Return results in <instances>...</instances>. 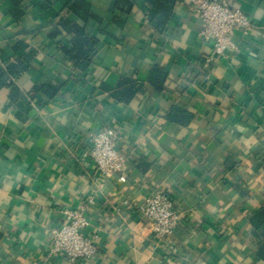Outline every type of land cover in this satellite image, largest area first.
Wrapping results in <instances>:
<instances>
[{"label": "crops", "instance_id": "0c3cea01", "mask_svg": "<svg viewBox=\"0 0 264 264\" xmlns=\"http://www.w3.org/2000/svg\"><path fill=\"white\" fill-rule=\"evenodd\" d=\"M87 1L101 22L67 13L69 0H0V65L23 41L34 55L16 85L57 87L29 97L21 115L10 88L0 89V264H264L250 222L264 205V0H230L253 27L246 39L232 36L238 51L228 57L213 54L187 0L161 31L143 12L146 0H134L126 17L110 11L112 0ZM65 17L98 38L86 71L63 51L72 47L59 26ZM154 65L169 73L165 92L148 82ZM124 77L145 88L128 104L104 88ZM173 104L193 113L188 124L165 117ZM104 128L127 159L110 178L83 156ZM153 192L167 193L181 213L163 240L142 211ZM84 204L98 251L71 263L50 252V231L64 207Z\"/></svg>", "mask_w": 264, "mask_h": 264}, {"label": "built area", "instance_id": "2783aa9c", "mask_svg": "<svg viewBox=\"0 0 264 264\" xmlns=\"http://www.w3.org/2000/svg\"><path fill=\"white\" fill-rule=\"evenodd\" d=\"M191 9L202 21L201 36L212 43L213 54L228 57L229 52L238 51L232 36L239 33L243 39L249 37L253 21L241 8L231 4L230 0H187ZM210 59H206L208 63ZM90 147L83 156L90 157L105 178H110L122 171L126 157L117 144V134L110 128H104L89 136ZM125 181V176L119 177ZM91 201V200H90ZM144 216L151 223L154 235L163 240L177 229L181 213L177 210L174 199L164 192L149 193L142 207ZM62 218L51 231L50 252L75 263L94 257L98 247L96 236L88 235L90 225L89 208L86 204L78 207H64Z\"/></svg>", "mask_w": 264, "mask_h": 264}, {"label": "trees", "instance_id": "16d2710c", "mask_svg": "<svg viewBox=\"0 0 264 264\" xmlns=\"http://www.w3.org/2000/svg\"><path fill=\"white\" fill-rule=\"evenodd\" d=\"M16 5L20 0H13ZM179 0H146L143 6V12L150 23L156 22V27L163 30L173 13L174 6ZM134 8V0H112L110 11H120L125 17L129 15ZM67 13H73L84 23L90 18L102 21V17L92 10V5L87 0H69L66 4ZM21 15V14H20ZM115 22L123 27L125 18L116 16ZM59 26L66 32L72 44L71 48H63L66 56L70 58L75 67L80 71H86L93 63L98 54V38L91 35L85 25L76 21L69 20L67 17L59 22ZM57 33V32H56ZM55 35V33H54ZM13 50L17 54L6 67L0 65V89L9 87L10 105L18 109L19 114L27 113L31 107L30 98L36 93L43 92L48 96H54L57 87L53 84L36 85L30 91H24L16 85L15 79L30 68V62L34 55V50L29 48L23 41H18L13 45ZM169 73L163 66L154 65L148 76V82L158 92H165L168 87ZM111 92L112 97L123 103H130L134 97L145 91L144 86L138 84L133 79L122 78L116 87L104 86ZM165 117L180 125H186L193 118V113L185 108L173 104L165 114ZM251 234L258 242V256L264 260V205L256 208L251 215Z\"/></svg>", "mask_w": 264, "mask_h": 264}]
</instances>
